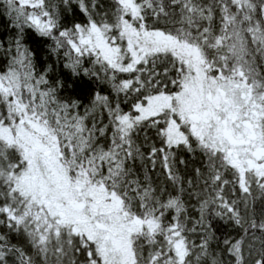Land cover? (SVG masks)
I'll return each instance as SVG.
<instances>
[{
    "label": "snow or ice",
    "instance_id": "snow-or-ice-1",
    "mask_svg": "<svg viewBox=\"0 0 264 264\" xmlns=\"http://www.w3.org/2000/svg\"><path fill=\"white\" fill-rule=\"evenodd\" d=\"M0 264H264V0H0Z\"/></svg>",
    "mask_w": 264,
    "mask_h": 264
},
{
    "label": "trees",
    "instance_id": "trees-1",
    "mask_svg": "<svg viewBox=\"0 0 264 264\" xmlns=\"http://www.w3.org/2000/svg\"><path fill=\"white\" fill-rule=\"evenodd\" d=\"M222 231H225V229H222ZM227 231H230V229H227Z\"/></svg>",
    "mask_w": 264,
    "mask_h": 264
}]
</instances>
